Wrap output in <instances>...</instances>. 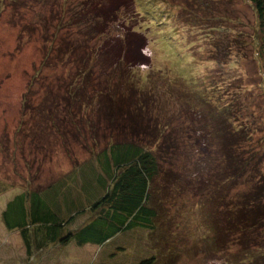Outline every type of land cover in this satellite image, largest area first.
I'll return each instance as SVG.
<instances>
[{
    "label": "rangeland",
    "instance_id": "rangeland-1",
    "mask_svg": "<svg viewBox=\"0 0 264 264\" xmlns=\"http://www.w3.org/2000/svg\"><path fill=\"white\" fill-rule=\"evenodd\" d=\"M53 1L0 0V264H136L151 256L156 264H229L249 258L247 248L264 264V75L250 4L71 0L69 13ZM65 36L80 50L58 58ZM85 55L93 76L82 82L79 110L64 99ZM218 108H230L225 128L248 131V140L238 138L242 163L255 153L254 168L239 179L223 157L232 134L218 130ZM123 142L150 151L158 164L154 231L137 228L103 247L40 249L31 235L27 251L19 231L4 227L1 213L17 194L63 184L84 199L79 168L88 180L103 174L97 155ZM244 222L255 231L240 244Z\"/></svg>",
    "mask_w": 264,
    "mask_h": 264
},
{
    "label": "trees",
    "instance_id": "trees-1",
    "mask_svg": "<svg viewBox=\"0 0 264 264\" xmlns=\"http://www.w3.org/2000/svg\"><path fill=\"white\" fill-rule=\"evenodd\" d=\"M62 1H64V5L60 6L61 10H69L70 13L69 8L75 7L74 5L71 6L72 1ZM245 1L252 7L259 29V42L257 37L255 41L253 40V47L258 67L264 75V0ZM53 2L55 3L56 0ZM73 11L74 13L71 19L75 20V9ZM76 16L80 17V15ZM62 24V20H60L59 25L55 28L57 33L60 32ZM80 35L83 42L87 41L86 39L89 38L88 34L81 33ZM60 39L62 43L59 45L56 52L58 58L62 54L66 55V57H68V55H74L75 52L80 50L79 48H74V42L71 43L69 39H67V36ZM250 47L252 48V46ZM89 53H92V51L89 50ZM89 60L90 57L85 55L82 61H80V64L75 68V77L66 86L67 98L64 100H66L69 105L70 99L74 104L78 102L79 110L82 92H84L82 82L90 76H93L92 67L88 65ZM112 73L108 74V76ZM108 78L111 79V76ZM87 101L90 103L91 99ZM219 103L223 104L221 101H218L217 105ZM68 109L69 108H67V110ZM228 109L230 110V108ZM228 109L218 108V117L222 116V114L227 111L229 112ZM235 114L236 113H233V116ZM235 117L236 116H234V118ZM224 118L226 117L220 118L218 130L220 129L221 133L227 131L229 134H232V143L230 144L231 147H228V145L227 148L224 149L225 154L223 157L233 165L231 168L234 175L233 178L237 177L239 179V177L244 175L243 173L245 171L249 172V170H247L249 166L252 169L254 168L252 161L255 158V153L252 154V151H247L248 155H250L249 153L252 155L244 164L242 163V161L245 160L244 158L242 159V146L238 144V141L241 138H243V141L248 140L249 136H245V133L248 131L245 132L243 126V131L236 128L234 130L230 129L229 124L228 127L226 126L225 128L227 124L224 123ZM235 119H237V117ZM159 130L160 134H163L160 127ZM233 139H235V142H233ZM230 150L233 151L232 154L234 155L230 156ZM97 160L103 174H96L88 180V178L85 179L87 176L85 175V171L80 172L82 167L78 170L80 173L79 177L84 180L81 186L82 193L86 194L84 199L76 198L71 191L64 192L60 190L63 184H57L49 193L44 191L40 193L33 191L32 193L24 192L17 194L13 200L5 205L1 213L2 223L8 231L15 229L19 231L27 251L31 247V235L34 237V245L40 249L48 246V244L68 245L70 243L78 247H83L85 245L103 247L134 229L140 228L142 230H148L149 232L156 229L154 220L157 217V213L149 203L152 200L153 188H151V186L155 183L156 178H160V174L158 164L152 153L133 142L114 143L107 149H103L101 153L97 155ZM166 176H168V174ZM74 178L75 177H72L71 179ZM91 180L94 181V183ZM165 183L166 180L164 179V185ZM83 200H85V202H82ZM258 201L261 202L260 198ZM256 210H259L258 207ZM262 215H264L263 211L260 216ZM83 217H85L87 221L80 224L79 227L74 226L75 222H78ZM250 220L254 222L253 220L257 219L255 217V219L251 218ZM250 228L251 231H255V226L251 227V225L246 222H244L240 228L238 227V234L235 235L237 236L236 242L240 244L249 243L247 240L244 241L243 239H245L246 233ZM260 234L261 232L257 236L259 237ZM257 236L253 238L255 241H257ZM251 254L252 252L247 248L243 256L249 258L241 261H231L229 264H256V262L260 264L251 257ZM262 254H264V252ZM156 260L157 256H151L139 260L136 264H156ZM23 264L34 263L27 261Z\"/></svg>",
    "mask_w": 264,
    "mask_h": 264
},
{
    "label": "crops",
    "instance_id": "crops-1",
    "mask_svg": "<svg viewBox=\"0 0 264 264\" xmlns=\"http://www.w3.org/2000/svg\"><path fill=\"white\" fill-rule=\"evenodd\" d=\"M4 210V209H3ZM80 225V224H79ZM79 225H77L78 227H79ZM89 246H91V245H89Z\"/></svg>",
    "mask_w": 264,
    "mask_h": 264
}]
</instances>
